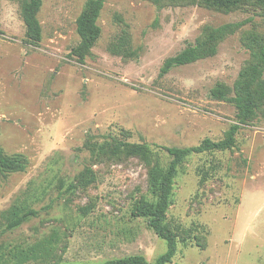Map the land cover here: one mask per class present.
<instances>
[{
    "label": "rangeland",
    "instance_id": "374dc122",
    "mask_svg": "<svg viewBox=\"0 0 264 264\" xmlns=\"http://www.w3.org/2000/svg\"><path fill=\"white\" fill-rule=\"evenodd\" d=\"M31 1L0 0V150L25 166L0 170V262L99 264L141 255L153 264L167 244L131 214L158 197L151 169L169 165L165 148L217 141L237 125L232 147L177 164L163 220L176 236L167 264H264V105L242 121L233 100L252 60L242 37L264 34L261 9L101 0L99 36L82 53L77 18L87 0H37L35 42L23 17ZM227 23L239 26L215 54L162 71L204 27ZM217 87L221 98L212 94ZM129 144L145 145L147 159L129 155ZM13 207L32 213L7 228L3 215ZM32 252L36 260L13 256Z\"/></svg>",
    "mask_w": 264,
    "mask_h": 264
},
{
    "label": "trees",
    "instance_id": "16d2710c",
    "mask_svg": "<svg viewBox=\"0 0 264 264\" xmlns=\"http://www.w3.org/2000/svg\"><path fill=\"white\" fill-rule=\"evenodd\" d=\"M155 3L180 2L183 0H151ZM204 3L217 10L228 12L245 4H254L261 9V15L264 19V0H204ZM39 7L37 0H32L24 7L23 17L27 26V38L31 42L39 41L40 26L35 17V13ZM102 7L101 0H87L80 16L77 18V33L81 38V52L87 51L99 36L100 29L96 24V19ZM239 23H227L220 27L206 26L203 33L193 46L187 47L175 57L167 59L164 62L162 71L166 72L173 65H182L197 60L200 57L213 55L216 52V44L226 35L233 33ZM243 44L249 50L252 60L239 72L238 78L234 83V102L239 109L240 120L252 118L256 111L264 105V34L256 31H247L242 37ZM212 94L215 97H222L223 90L217 87ZM237 125H231L225 132L222 139L213 141L209 138L203 139L198 145L192 147H172L165 148L172 157L169 165L163 169L155 165L151 169L149 188L153 193H157L158 197L155 201H142L139 205L132 207L131 214L136 217H145L147 224L153 231L167 244L166 251L156 258L153 264H167L171 262L176 251V236L171 229L164 223V215L167 207L172 202V181L176 174V167L179 162L184 160L192 153H202L208 151H222L228 149L234 144V136L237 131ZM129 155L147 159L149 150L145 145H125ZM119 146L114 145V151H118ZM22 157L5 156L0 150V170H22ZM22 213L24 215H22ZM31 210H24L13 207L3 215L7 228H14L22 222V218L31 214ZM22 215V216H21ZM3 229L0 228V236ZM23 253V252H20ZM18 254L13 255L18 258V262L23 263L29 259L36 260L37 255ZM0 264H6L0 262ZM53 264H58L55 261ZM99 264H150L141 255H129L123 258H114L106 260Z\"/></svg>",
    "mask_w": 264,
    "mask_h": 264
}]
</instances>
